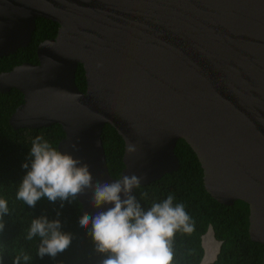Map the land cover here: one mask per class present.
Masks as SVG:
<instances>
[{
	"label": "water",
	"instance_id": "obj_1",
	"mask_svg": "<svg viewBox=\"0 0 264 264\" xmlns=\"http://www.w3.org/2000/svg\"><path fill=\"white\" fill-rule=\"evenodd\" d=\"M38 18L59 24L38 44L39 62L0 73V92L24 95L12 127L59 123L58 150L96 180L136 174L140 185L179 170L183 139L206 190L225 205L247 203L250 237L264 245V0H0V57L31 44ZM107 124L125 144L119 178ZM77 198L81 215L111 207H94L91 190Z\"/></svg>",
	"mask_w": 264,
	"mask_h": 264
},
{
	"label": "trees",
	"instance_id": "obj_2",
	"mask_svg": "<svg viewBox=\"0 0 264 264\" xmlns=\"http://www.w3.org/2000/svg\"><path fill=\"white\" fill-rule=\"evenodd\" d=\"M36 24L30 45L9 56L0 57V73L12 70L23 62H39L38 44L54 38L59 24L44 18H38ZM76 75L78 86L81 90L86 89L82 64ZM23 100L24 95L19 89L0 92V198L6 199L9 206V213L0 220L4 224L0 231V264H14L15 257L22 252L30 255L31 259L27 262L22 260L21 264H102L106 254L96 250L95 242L88 234L91 225L89 229L80 226L83 206L78 198L52 202L42 197L35 207L16 199V192L28 171L23 164H30L29 152L34 138L42 136L58 150L59 142L65 136L59 123L40 128H13L10 117ZM103 140L110 172L119 178L124 168V140L110 124L104 128ZM176 153L181 161L178 171L140 185L134 192L145 208L172 195L174 203L184 204L185 210L195 222V230L191 234L176 233L173 264H201L205 255L203 236L209 227L213 228L215 238L221 242L217 258L210 264H263L264 245L253 241L249 234L248 204L237 200L230 206L212 197L204 185L203 168L185 140L178 141ZM42 216L50 221H63V227L68 233L61 231L71 236L69 248L54 258L49 255L41 258L37 254L39 237L32 241L26 239L31 221Z\"/></svg>",
	"mask_w": 264,
	"mask_h": 264
},
{
	"label": "clouds",
	"instance_id": "obj_3",
	"mask_svg": "<svg viewBox=\"0 0 264 264\" xmlns=\"http://www.w3.org/2000/svg\"><path fill=\"white\" fill-rule=\"evenodd\" d=\"M128 151H135V145L129 144ZM29 160L30 164H23L28 171L16 192L17 200L35 207L42 197L52 202L58 199L68 201L76 199L85 190H91L94 207L111 206L94 216L84 214L79 221L83 229H89L91 225L88 234L93 238L96 250L106 254L102 264H173L176 233L191 234L195 230V222L184 204L174 203L172 195L145 208L133 194L142 180L136 174H125L111 182L96 180L90 166L81 158L57 150L42 136H36L32 141ZM8 213V201L0 198V220ZM63 226L59 219L35 218L27 230L26 239L32 241L39 237L37 254L41 258L45 255L54 258L71 244V236L66 234ZM3 228L4 224L0 223V231ZM217 242L220 246L214 257L210 250ZM202 243L205 257L201 264H210L221 248L212 227L203 236ZM30 259V255L22 252L15 257L14 264Z\"/></svg>",
	"mask_w": 264,
	"mask_h": 264
},
{
	"label": "rangeland",
	"instance_id": "obj_4",
	"mask_svg": "<svg viewBox=\"0 0 264 264\" xmlns=\"http://www.w3.org/2000/svg\"><path fill=\"white\" fill-rule=\"evenodd\" d=\"M219 246H220V243H219V242H217V244L214 243V246H213L212 250H210V254H211L212 256L215 257V255L218 253ZM204 257H205V256H204ZM203 259H204V258H203ZM213 259H214V258H213Z\"/></svg>",
	"mask_w": 264,
	"mask_h": 264
},
{
	"label": "bare ground",
	"instance_id": "obj_5",
	"mask_svg": "<svg viewBox=\"0 0 264 264\" xmlns=\"http://www.w3.org/2000/svg\"><path fill=\"white\" fill-rule=\"evenodd\" d=\"M216 244H217V243H216ZM213 246H214V243H213L212 246H211V250H212Z\"/></svg>",
	"mask_w": 264,
	"mask_h": 264
},
{
	"label": "flooded vegetation",
	"instance_id": "obj_6",
	"mask_svg": "<svg viewBox=\"0 0 264 264\" xmlns=\"http://www.w3.org/2000/svg\"><path fill=\"white\" fill-rule=\"evenodd\" d=\"M83 90V89H82ZM86 89H84L83 91H85Z\"/></svg>",
	"mask_w": 264,
	"mask_h": 264
}]
</instances>
